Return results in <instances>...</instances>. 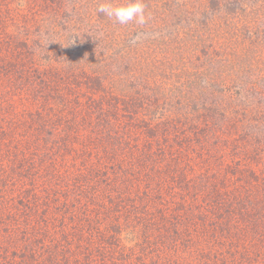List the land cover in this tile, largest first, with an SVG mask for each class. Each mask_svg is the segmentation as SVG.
Instances as JSON below:
<instances>
[{
    "label": "trees",
    "instance_id": "obj_1",
    "mask_svg": "<svg viewBox=\"0 0 264 264\" xmlns=\"http://www.w3.org/2000/svg\"><path fill=\"white\" fill-rule=\"evenodd\" d=\"M244 3L0 0V264H264V67H204Z\"/></svg>",
    "mask_w": 264,
    "mask_h": 264
},
{
    "label": "rangeland",
    "instance_id": "obj_2",
    "mask_svg": "<svg viewBox=\"0 0 264 264\" xmlns=\"http://www.w3.org/2000/svg\"><path fill=\"white\" fill-rule=\"evenodd\" d=\"M205 1L209 2V0H205ZM227 1L228 0H220L222 4H224V2H227ZM14 2L16 3L18 2V0H14ZM242 2H245L244 6L248 5L247 7L249 9L260 8L259 10L261 14L258 13L259 12L258 10L254 14L255 17L249 19L250 21H252L251 24L249 25L246 23L247 21L244 18L245 13H241V11H240L241 16L239 18L238 16H236V18L238 19H235L236 21H238L239 23L238 25L243 26L245 24L246 29H251V30L253 29L252 30L253 32L252 36L254 34L253 42L251 41L252 39L250 38L247 39L248 37L246 34H241L239 41L236 44H231L233 42V35L231 34L232 32L226 31L227 29L225 28V31L223 32V34L219 35L218 37L216 36V39H215L218 45V49L221 50L220 53L224 55L221 57L223 61L220 62L221 59L218 60L220 57L216 56V57H213L215 61H213V59L212 61L208 60L209 64L206 66L204 65V67H213L216 70L222 71V69H226L227 67H243V62L246 63L247 67H257V69H259V67H264V1H259V2H256L255 4L250 3L248 0H242ZM261 4H263L262 7H261ZM52 34L53 32L50 31L47 37H45L43 41H46L45 39L49 38ZM59 43L62 44L61 38H60ZM64 43L68 45V42L66 40L64 41ZM60 49L63 51L62 45ZM73 53H74L72 54L73 57L70 56V58L73 59L74 64H76V62H78L79 64H83L82 58L79 57V54H80L79 50H76V46H75ZM230 53L234 55L232 57H229L228 54ZM223 57H226L227 59H232V60L235 59L236 64L228 62V60L225 61ZM174 58L175 60L173 61L172 67L163 66V67H149V68H154L155 70H152V71H157L160 74L162 72L169 73L168 71L171 70V68H175L174 71L176 72L182 71L183 73L181 77H184L183 74H188V73L193 74L196 72V69L198 67H202L200 65H198V67H183L182 65H180L182 63L180 56L175 55ZM262 71L264 72V70ZM222 131H223V134H222L223 137L227 138V136L229 135L228 128L224 129L222 127Z\"/></svg>",
    "mask_w": 264,
    "mask_h": 264
}]
</instances>
